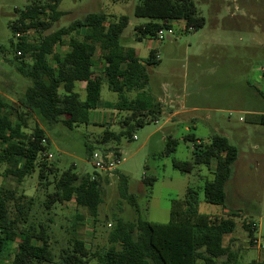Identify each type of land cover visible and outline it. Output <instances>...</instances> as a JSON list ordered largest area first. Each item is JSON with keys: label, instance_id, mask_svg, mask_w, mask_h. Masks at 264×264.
Returning a JSON list of instances; mask_svg holds the SVG:
<instances>
[{"label": "rangeland", "instance_id": "1", "mask_svg": "<svg viewBox=\"0 0 264 264\" xmlns=\"http://www.w3.org/2000/svg\"><path fill=\"white\" fill-rule=\"evenodd\" d=\"M31 2L0 0V94L16 104L31 81L17 70L15 56L19 39L12 23L18 18L19 11ZM140 2L62 0L58 10L63 13L59 18L47 11L43 19L49 26L28 31L30 40L37 42L90 12H104L107 25L128 15L130 21L121 43L135 47L142 61L151 49L156 50L159 62L147 65L149 82L145 91L156 100H162L164 110L158 120L135 128L132 138L122 136L119 141H99L106 128L103 125L111 124L110 129L116 133L123 129L116 122L120 112L109 105L118 100V94L109 88L104 76L102 106L90 112V124L69 129L62 123L48 125L35 113L27 117V133L33 132L36 124L45 130L50 145L44 156L58 174L73 168L80 175L96 177L94 173L97 172L102 176L103 202L97 218L85 207H78L75 201L53 203L47 208L45 202L54 191L55 174H49L52 183L46 186L38 168L21 181L13 175H2L0 187L35 197L31 218L49 224L56 253L74 235L93 250L108 245L115 217L134 220L141 216L167 222L172 199L184 198L188 188L194 187L199 189L200 212L217 217L228 216L231 212L237 215V229L225 238V245L237 251L240 264H261L264 262V249L260 247L264 245V0H195L205 17L202 28L187 30L184 21H175L171 32L164 30L163 39L146 37L138 40L136 26L149 20L135 16V7ZM84 32L80 29L73 35L83 38ZM69 40L70 35L65 36L63 44L54 47L55 51L68 50ZM101 60L98 49L95 56L98 76L103 75ZM83 89L79 87L82 95ZM142 92L134 90L128 96L135 98ZM174 105H179V114L168 119L175 110ZM191 134L203 144L219 134L239 149L232 176L225 186V204L207 202L200 189L213 178L215 161L210 166L194 164L191 172H181L173 167V159L193 162L195 141L189 138ZM173 139L177 140L175 150L166 154L167 145ZM87 145L98 152L118 150L121 162L117 171L102 172L95 168ZM2 147L0 143V150ZM48 153L52 157L48 158ZM8 167L6 162H0V173L4 174ZM121 174L128 178V191L136 195L139 210L121 197ZM152 176L156 179L148 186L144 179ZM249 220L257 224L254 245L244 229V223ZM12 254L13 251L0 255V264H11ZM221 260L218 264H222ZM91 264H96V260Z\"/></svg>", "mask_w": 264, "mask_h": 264}, {"label": "trees", "instance_id": "2", "mask_svg": "<svg viewBox=\"0 0 264 264\" xmlns=\"http://www.w3.org/2000/svg\"><path fill=\"white\" fill-rule=\"evenodd\" d=\"M61 1L32 0L12 23L14 33H22L16 46L17 70L30 79L31 84L18 104L0 94V143L3 145L0 162L9 165L0 177L13 175L21 181L38 168L42 183L47 186L52 183L48 176L53 173L54 191L49 194L46 207L75 201L78 207H85L97 218L103 202L102 176L97 172L95 178L91 174L80 175L73 168L58 174L44 156L50 145L45 130L36 124L33 132L27 133V117L35 113L48 125L62 123L69 129L90 124V112L101 103L104 76L109 88L118 94V100L109 105L120 112L116 122L123 129L116 133L110 129L111 124L103 125L106 128L99 141H119L122 136L132 138L135 128L158 120L163 112L161 102L145 91L149 82L147 65L157 64L159 59L152 49L142 61L134 48H126L121 43L130 21L128 15L107 25L104 12H90L32 42L28 31L49 26L43 19L47 11L59 18L63 13L58 10ZM134 14L149 19L136 26L138 40L156 38L158 30L173 27L175 21H184L187 30H198L205 25V17L195 0H141ZM80 29L86 30L83 38L73 35ZM67 35H70L69 49L56 52L54 47L63 44ZM98 49L102 58L101 76L95 73ZM79 82L86 83L83 95L78 89ZM134 90L143 92L130 98L128 93ZM189 138L195 141L193 162L173 159V167L191 172L194 164L210 166L215 161L213 178L200 189L207 202L225 204V186L232 176L239 149L219 134L205 144L198 142L193 134ZM176 145V139L170 140L165 153H172ZM93 151L94 148L87 145L89 157ZM112 151L120 154L116 149ZM155 179L152 176L144 182L151 186ZM119 192L139 210L136 195L128 191V178L122 174ZM34 202L35 197L24 192L0 187V255L13 251L11 264H91L93 260L96 264H218L219 259L222 264H240L237 251L225 245V238L236 230L237 215L231 212L217 217L200 212L199 189L194 187L188 188L184 198L172 199L167 222L141 216L134 220L115 217L108 245L94 250L74 235L56 253L49 224L31 218ZM253 224L254 221L249 220L244 223V229L254 245L257 227Z\"/></svg>", "mask_w": 264, "mask_h": 264}, {"label": "built area", "instance_id": "3", "mask_svg": "<svg viewBox=\"0 0 264 264\" xmlns=\"http://www.w3.org/2000/svg\"><path fill=\"white\" fill-rule=\"evenodd\" d=\"M164 30L171 32L173 30V27L161 28L160 30H158L156 38L163 39ZM21 35L22 33L16 32L17 37H20ZM18 54H21V52L18 51ZM47 157H52V154L48 153ZM90 159L92 160V163L95 168L99 169L100 171L113 172L117 169L118 164L121 162V155L117 154L115 151L112 150H105L103 152H98L97 150H94L90 156ZM92 177L95 178L94 176ZM253 225L257 227V224L255 222ZM260 247L264 249V245H260Z\"/></svg>", "mask_w": 264, "mask_h": 264}, {"label": "crops", "instance_id": "4", "mask_svg": "<svg viewBox=\"0 0 264 264\" xmlns=\"http://www.w3.org/2000/svg\"><path fill=\"white\" fill-rule=\"evenodd\" d=\"M84 31H86L85 29H84ZM85 33V32H84ZM126 48H129V47H127V46H125ZM132 48H134L135 50H136V53H137V55H138V51H137V49L135 48V47H132ZM152 50V49H151ZM153 50H155V49H153ZM139 56V55H138ZM140 57V56H139ZM84 83V84H83ZM84 85V86H83ZM83 87L84 89H83V94H84V91H85V87H86V83L85 82H79L78 83V89H79V87ZM159 100V99H158ZM160 102H161V104L163 105V103H162V100H159ZM102 106V104L100 103V105H99V107H101ZM174 108H175V110L174 111H171V113H170V115H169V118L168 119H172L173 117H175L176 115H178L179 114V105H174L173 106ZM162 108H163V110H164V107L162 106ZM163 113V112H162ZM90 122H91V118H90ZM236 229H237V227H236ZM234 233V232H233ZM232 233V234H233ZM231 234V235H232ZM44 264H49V263H44Z\"/></svg>", "mask_w": 264, "mask_h": 264}]
</instances>
